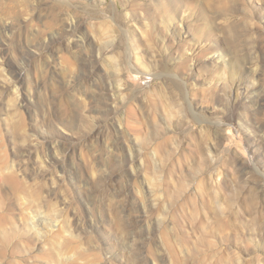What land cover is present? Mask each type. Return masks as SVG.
<instances>
[{"label":"rangeland","instance_id":"rangeland-1","mask_svg":"<svg viewBox=\"0 0 264 264\" xmlns=\"http://www.w3.org/2000/svg\"><path fill=\"white\" fill-rule=\"evenodd\" d=\"M0 264H264V0H0Z\"/></svg>","mask_w":264,"mask_h":264},{"label":"bare ground","instance_id":"bare-ground-1","mask_svg":"<svg viewBox=\"0 0 264 264\" xmlns=\"http://www.w3.org/2000/svg\"><path fill=\"white\" fill-rule=\"evenodd\" d=\"M64 1H66V0H64ZM217 61H219L220 63H221V65L222 66H225V64H226V62L228 61L227 59H226V56H224L223 55V53H219L218 54V58H217ZM230 61V60H229ZM231 63V62H230ZM229 64V63H228ZM48 123H51L52 124V120L50 121V122H48Z\"/></svg>","mask_w":264,"mask_h":264}]
</instances>
